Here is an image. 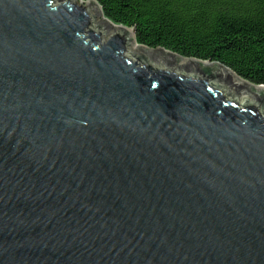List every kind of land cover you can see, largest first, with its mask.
I'll return each mask as SVG.
<instances>
[{
  "label": "water",
  "instance_id": "water-1",
  "mask_svg": "<svg viewBox=\"0 0 264 264\" xmlns=\"http://www.w3.org/2000/svg\"><path fill=\"white\" fill-rule=\"evenodd\" d=\"M134 34L0 0V264H264V86Z\"/></svg>",
  "mask_w": 264,
  "mask_h": 264
},
{
  "label": "trees",
  "instance_id": "trees-1",
  "mask_svg": "<svg viewBox=\"0 0 264 264\" xmlns=\"http://www.w3.org/2000/svg\"><path fill=\"white\" fill-rule=\"evenodd\" d=\"M88 1V0H82ZM137 44L216 62L264 86V0H93Z\"/></svg>",
  "mask_w": 264,
  "mask_h": 264
}]
</instances>
